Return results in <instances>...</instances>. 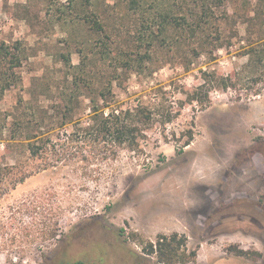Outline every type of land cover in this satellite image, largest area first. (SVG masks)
Instances as JSON below:
<instances>
[{
  "label": "rangeland",
  "instance_id": "obj_1",
  "mask_svg": "<svg viewBox=\"0 0 264 264\" xmlns=\"http://www.w3.org/2000/svg\"><path fill=\"white\" fill-rule=\"evenodd\" d=\"M228 8L222 48L193 57L189 42L159 47L142 70L116 74L118 52L134 46L139 26L127 0H0V44L24 55L19 82L0 101V264H158L145 246L174 233L197 252L190 264H264V14L259 0ZM91 13L111 35L115 60L86 44L95 39L84 21ZM64 56L76 66L85 57L86 71L75 76L86 98L119 76L113 91L122 108L162 103L180 115L166 125L157 116L142 152L99 162L83 148L39 170L54 157L32 158L21 133L25 124L43 135L66 121L63 94L75 88ZM220 78L234 86L224 90ZM188 93L203 104L181 109ZM89 103L75 120L88 121ZM18 121L14 139L8 130ZM190 131L193 143L178 154Z\"/></svg>",
  "mask_w": 264,
  "mask_h": 264
},
{
  "label": "trees",
  "instance_id": "obj_2",
  "mask_svg": "<svg viewBox=\"0 0 264 264\" xmlns=\"http://www.w3.org/2000/svg\"><path fill=\"white\" fill-rule=\"evenodd\" d=\"M232 0H127L128 10L138 18V29L134 34V46L128 50H120L115 73L133 71L138 65V69L145 65L147 61H152L153 54L159 47L174 45L178 47L182 43L189 42L192 45L191 53L193 57H198L208 52V48H222L224 45L222 24L229 21V4ZM262 13L264 14V0H259ZM84 21L90 24L94 40L87 41V45L95 44L100 49L98 52L105 59L115 60L111 49V35L105 29L104 24L96 13L85 16ZM111 42V43H110ZM142 49H144L142 51ZM83 51V50H82ZM83 55V52H79ZM212 53V51L210 52ZM65 66L72 72L71 85L75 92H71L63 97L67 113L64 114L66 121L61 126L48 128L43 135L32 132V126H21L23 123L14 122L18 125L14 129H9L14 139L20 128L23 127L21 137L26 140L28 151L32 158L41 159L44 153L53 155V162L46 164L39 170H47L56 167L59 162L65 161L72 151H79L88 148L90 156L99 162H110L118 157L120 152L128 150L130 152H142L141 139L146 132L152 128L157 116H161V124L173 122L180 115V110H171L162 103L151 106L138 102L134 107L122 108L113 91V83L119 76H114L112 81L104 87L97 97L86 98L80 87L82 78L75 76V72L84 73L87 63L84 60L80 65H73L70 57L64 56ZM24 59L23 50L20 46H9L6 43L0 44V101L3 94L15 87L19 82L16 75ZM137 62V64H134ZM138 71V70H134ZM121 75V74H120ZM224 90L233 87L230 78H220L219 86ZM90 88V83L86 84ZM78 89V90H77ZM89 99L88 121L84 124L80 119L75 120L76 108ZM200 102L196 93H188L187 101L180 102L181 109L185 103ZM23 103V101L21 102ZM203 104V102H200ZM8 117H13L10 112ZM35 119H28V122H35ZM17 121V120H16ZM67 125L71 126L70 132L65 130ZM44 127V126H43ZM7 128H0V137L3 136ZM189 139L178 147V154L189 147L194 141V133L188 132ZM1 139V138H0ZM7 167L4 169L6 170ZM10 170L13 169H8ZM97 173L99 172L96 170ZM30 174H25L12 178L14 186L23 183ZM95 177H102L101 174H93ZM8 177V176H7ZM6 181L7 179L4 178ZM118 237L125 238V232L119 231ZM129 238H126L128 241ZM187 237L174 233L172 235H158L156 242H149L144 251L150 256H155L158 264H190L196 261L197 252L189 251L187 247ZM76 246V245H75ZM247 252L238 251L237 256H245Z\"/></svg>",
  "mask_w": 264,
  "mask_h": 264
}]
</instances>
